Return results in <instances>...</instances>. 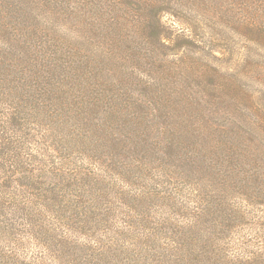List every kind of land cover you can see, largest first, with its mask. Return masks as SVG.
<instances>
[{"label": "rangeland", "instance_id": "obj_1", "mask_svg": "<svg viewBox=\"0 0 264 264\" xmlns=\"http://www.w3.org/2000/svg\"><path fill=\"white\" fill-rule=\"evenodd\" d=\"M156 6L175 51L163 49ZM240 10V0H0V115L27 89L59 88L53 101L63 93L69 105L52 101L49 120L42 102L25 104L13 127L35 157L0 188V264L215 263L201 257L210 252L264 264V34ZM30 60L49 79H31ZM145 95L173 102L171 115L170 104L140 107ZM189 95L198 103L184 114Z\"/></svg>", "mask_w": 264, "mask_h": 264}, {"label": "trees", "instance_id": "obj_2", "mask_svg": "<svg viewBox=\"0 0 264 264\" xmlns=\"http://www.w3.org/2000/svg\"><path fill=\"white\" fill-rule=\"evenodd\" d=\"M254 1H255V4H254ZM259 1H260V3H259L260 6L257 5ZM240 6H241V10H240L241 14L242 15L247 14L249 16V21H248L247 25L251 28H257V29L260 28L263 31L262 34H264V0H253V1H250L249 4H248V0H240ZM154 9H155L156 18L157 19L159 18L157 20V22H158L157 27L160 29L159 39L164 44L163 49L173 47L172 49H174L173 51H175L173 44H170L171 43L170 36H167V37L164 36V30H166V28L164 27V25L162 23V18H161L162 13L158 14L159 9L157 8V6L154 7ZM170 9L171 8L169 6V7L165 8L164 11L170 13L171 12ZM148 10L149 9H147V11ZM171 55H173V54H171ZM31 60H32V57H31ZM30 63L31 64H29L28 70L30 71L31 76L33 77L31 79L36 78V81H38V79H41V78L49 79L48 77L45 76L46 73L48 74V72H45L46 71L45 68L42 70L41 65L37 64L36 61H35V63L32 61ZM11 71H12V68H11ZM192 71H195V70H192ZM196 72H197V70H196ZM204 73H206V72H201V74H199V75L203 76ZM55 74L56 73H53L52 76ZM186 76L189 77L190 75H186ZM36 85H34L33 87L29 85L27 87L34 88V87H36ZM151 87H147V88L145 87V90L147 91V90L151 89ZM56 89H59V88L55 87L52 90V92ZM43 91H44L43 88H41V89H36V88L27 89V92L29 93L28 98L25 96H23L22 98H21V96L19 97V100H18L19 103L17 104V105L21 106L19 110H15L11 114L0 115V175H2V174L4 175V177L0 178V188L1 189L3 188V186H8L9 182H12V180L16 177L17 173L18 174L24 173V169L21 168V163H25L26 161L29 163L31 160H33L32 158L35 157L34 154L31 153L30 149L28 152L23 151V148L21 146L25 147V143H22V141H21L22 139H19L21 137L17 136V134H18L17 131H15V133H14V128H13L15 126L16 127L21 126V128L24 126L23 118L21 117V115H23L26 111H28V106H30V105H25V104H29V103L34 102L35 106H39L40 102H42L41 106L34 107L36 109V111H39L37 114H43L45 117H48L47 119H49V120H51V118H53V116H58L56 111H54L50 106V104L52 103L53 98H54V96L51 95L52 92L49 91V92L43 93ZM219 91H221V90H220L218 85L213 86V93H216ZM222 91L225 93V95H229L232 98V96L234 94H237L238 87L234 83H232L231 86L228 85L227 88H222ZM59 94H57L56 96H58ZM62 94L63 93H61V95L59 97H55V100L52 103L53 106H55V104L63 105L59 108V110H62L64 106H69V105H65V103L63 102ZM49 96L52 98V99H50V101L47 100ZM190 96L191 95H189L188 97L191 100H190V102H188L186 107H184V109H185L184 114L187 113L188 111H190L192 108H194L196 106V103H198L197 100L190 98ZM21 99H23L26 102H23ZM37 99H39V102L37 101ZM101 100H102V98L99 97L97 100V103L100 104ZM150 101H153L157 106V108H152L151 110H159V112H162V110H165L167 108V106L170 104V106H168V107L170 109L169 115H171L172 110H173V102H171V101L167 102V100H166V102L164 104H163V101H161V103H160L161 106H159V104L157 103L158 99L156 97H152L151 100H148V98H146V95H145L144 99L140 100L138 103H139L140 107L143 106V108H145V107L150 108V105L152 104V102H150ZM206 102H208V101H206ZM218 103L220 104V103H226V102L223 100H219ZM89 106H90V109H92V110L94 109V104L90 103ZM104 107L105 108H103L102 110H99L98 113H96L97 118H98V120H97L98 122L100 121V119H102L101 113L107 114V113L111 112V105L107 101H105ZM22 108H24V109L21 110ZM73 109L75 111L71 110L70 114H73L74 115L73 118L78 120V118H80V115L82 114V112L78 107H76L74 105H73ZM59 110H57V111H59ZM197 112L201 113L200 109H198ZM201 114L204 115V112ZM210 114H211V112H206V116H209ZM257 120L259 123H262V124H260V126H262L264 123V115H263L262 120H261V118L257 119ZM91 127L92 128L94 127V129H100L99 124H97V125L94 124V126H91ZM173 128L174 127L171 125L168 127L169 130H172ZM184 129H185V126L183 125V122H182L181 125L177 126L174 129V132H180V133L184 134V132H183ZM212 130L213 129L211 126H209L208 131H206V127L204 130H202V132H200L201 130H198L200 132L202 140L207 141L210 138V134L213 133ZM187 133H189V130H187ZM92 134L95 136V133H92ZM100 135H101V133H100ZM107 135L110 136L112 138V140L116 143V141L114 140V138H115L114 134L108 133ZM190 135H193V134H190ZM104 136L105 135H103V137ZM105 140L106 139L104 137L103 140L99 144L100 147L98 146V148L101 151H104V149H105L104 148ZM117 149H118V147H117ZM24 152H25L26 157L22 158V156H24ZM164 153L169 158V160H172L176 156L175 154H173V152L170 149L168 152L165 151ZM162 160H164V158H162ZM13 167H14V169H12ZM192 168L194 169L193 173H197V174L208 171V168L206 166L197 168V166L194 165ZM25 170H27L26 167H25ZM7 174H10V176L8 178H5V176H7ZM208 177L211 179L212 174H210V176H208ZM210 253H205L201 257H203L204 259H207L208 262H209V259H211V257H213V260L215 263L210 262L211 264H228V263H231L230 260H233V259L228 258L227 260L224 259V260L220 261L219 259L214 258V255H212V252H210ZM201 257H199V259ZM233 264H247V263H245V261L239 259V261H234Z\"/></svg>", "mask_w": 264, "mask_h": 264}]
</instances>
